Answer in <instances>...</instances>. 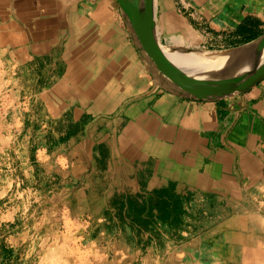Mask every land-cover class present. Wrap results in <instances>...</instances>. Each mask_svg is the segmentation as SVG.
<instances>
[{
  "label": "crops",
  "instance_id": "0c3cea01",
  "mask_svg": "<svg viewBox=\"0 0 264 264\" xmlns=\"http://www.w3.org/2000/svg\"><path fill=\"white\" fill-rule=\"evenodd\" d=\"M150 3L166 50L264 36V0ZM1 235L47 264H70L74 241L84 264L103 249L264 264V81L198 100L158 73L118 0H0Z\"/></svg>",
  "mask_w": 264,
  "mask_h": 264
},
{
  "label": "water",
  "instance_id": "95a60500",
  "mask_svg": "<svg viewBox=\"0 0 264 264\" xmlns=\"http://www.w3.org/2000/svg\"><path fill=\"white\" fill-rule=\"evenodd\" d=\"M118 3L127 16L135 37L148 59L155 65L158 73L182 93L198 100L215 99L237 93H247L264 81V61L254 62L257 58L256 52L247 58H241L236 67L211 80H198L190 74L181 72L169 61L162 46L155 39L149 0H118ZM261 39L264 51V36ZM249 62L254 63L252 66H248ZM244 65L245 67L242 69Z\"/></svg>",
  "mask_w": 264,
  "mask_h": 264
},
{
  "label": "bare ground",
  "instance_id": "6f19581e",
  "mask_svg": "<svg viewBox=\"0 0 264 264\" xmlns=\"http://www.w3.org/2000/svg\"><path fill=\"white\" fill-rule=\"evenodd\" d=\"M262 41H263L262 39H259L257 42L247 46L243 50L234 51V52L215 53V52H204V51H194V50L192 51L190 50V52H185L183 51L184 49L166 50L164 48L163 51L168 56L169 61L172 64H174L181 72H184L187 75L190 74V76L198 80L207 81L224 75L225 71L236 67V65L239 63L241 58L242 59L247 58L252 53L256 52L257 54L256 56L257 58L254 60L255 63H261L262 61H264V51L262 47L263 45ZM254 62H249L250 64L248 66H252ZM244 67L245 65L243 66L242 69H244ZM216 255L217 254L207 255V257L211 256L210 257L211 262H208V264H221L218 262L217 259L218 255L217 256ZM231 259H235V258L231 257ZM51 260H58V258L56 254L48 252L43 256V259L41 260L40 264H47ZM174 261L175 262L180 261L179 262L180 264L184 262V260L180 257H177ZM62 263L63 262H61V264ZM171 263L172 261L169 262V264ZM179 263H175V264H179ZM196 264H205V263H203L202 261H197ZM225 264H231V262L229 261L228 263Z\"/></svg>",
  "mask_w": 264,
  "mask_h": 264
},
{
  "label": "rangeland",
  "instance_id": "374dc122",
  "mask_svg": "<svg viewBox=\"0 0 264 264\" xmlns=\"http://www.w3.org/2000/svg\"><path fill=\"white\" fill-rule=\"evenodd\" d=\"M243 48V47H242ZM241 49V48H238ZM237 50V49H234ZM229 51H233V50H229ZM185 52H189L188 50H186ZM9 142H7L8 144ZM4 162V161H2ZM29 241V240H28ZM8 241L5 242V237H3L1 235L0 237V264H5V262H7L6 264H15V262H18V264L22 263L24 260L27 261V264H39L40 261L43 259L44 254L42 253H37V254H33V255H29V254H18L17 258H14L13 253H5V247L8 245ZM27 244H29L27 242ZM32 257V258H31ZM69 259H70V264H84L85 262V258H88L87 254H84L82 252L79 251V248L77 246V242L74 241L73 246L70 247V252L68 255ZM21 258L23 259L22 262L20 261ZM182 258V257H180ZM99 260V264H126L129 263V260L131 261V255H128L126 257V255L124 253H107L105 251V249H103V251L101 252V254L96 256V262ZM134 264H142L141 263V259L139 257L136 258V256H134ZM175 258H171L170 262L172 261L171 264H173ZM31 261V263H30ZM180 262V261H179ZM178 262V263H179ZM87 263H89L87 261ZM98 264V262L96 263ZM231 264H235L234 262H231Z\"/></svg>",
  "mask_w": 264,
  "mask_h": 264
}]
</instances>
